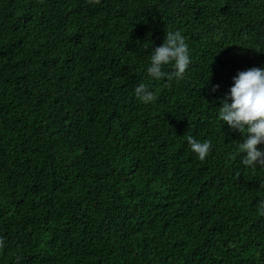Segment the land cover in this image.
<instances>
[{
    "label": "trees",
    "instance_id": "trees-1",
    "mask_svg": "<svg viewBox=\"0 0 264 264\" xmlns=\"http://www.w3.org/2000/svg\"><path fill=\"white\" fill-rule=\"evenodd\" d=\"M253 66L264 0H0V264H264V168L218 117Z\"/></svg>",
    "mask_w": 264,
    "mask_h": 264
},
{
    "label": "clouds",
    "instance_id": "clouds-1",
    "mask_svg": "<svg viewBox=\"0 0 264 264\" xmlns=\"http://www.w3.org/2000/svg\"><path fill=\"white\" fill-rule=\"evenodd\" d=\"M173 64L174 71L165 73L163 67ZM190 63L188 47L179 32L168 31L163 43L153 48L150 63L146 71L150 77L179 79L183 76ZM219 85H213L214 92ZM135 95L144 103L154 99L152 92L144 84L138 85ZM218 117L223 125L237 130L244 135L238 144V150L243 153L242 163L250 168H264V149H258V144H264V66L250 67L237 71L232 77V84L220 100ZM192 151L203 160L209 150L210 142L198 141L189 136L187 139ZM264 188V185H261ZM259 209L264 211V200L258 202Z\"/></svg>",
    "mask_w": 264,
    "mask_h": 264
}]
</instances>
